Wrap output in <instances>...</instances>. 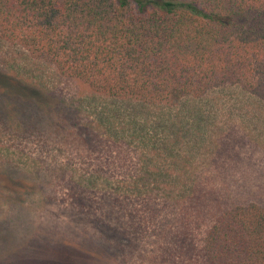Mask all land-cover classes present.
Instances as JSON below:
<instances>
[{
    "label": "rangeland",
    "instance_id": "obj_1",
    "mask_svg": "<svg viewBox=\"0 0 264 264\" xmlns=\"http://www.w3.org/2000/svg\"><path fill=\"white\" fill-rule=\"evenodd\" d=\"M249 202L260 99L119 105L0 39V264H204L209 225Z\"/></svg>",
    "mask_w": 264,
    "mask_h": 264
},
{
    "label": "trees",
    "instance_id": "obj_2",
    "mask_svg": "<svg viewBox=\"0 0 264 264\" xmlns=\"http://www.w3.org/2000/svg\"><path fill=\"white\" fill-rule=\"evenodd\" d=\"M0 39L119 105L231 87L264 102V0H0ZM202 249L204 264H264V208L223 210Z\"/></svg>",
    "mask_w": 264,
    "mask_h": 264
}]
</instances>
